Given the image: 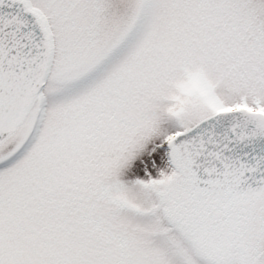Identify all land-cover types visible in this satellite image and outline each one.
Here are the masks:
<instances>
[{"label":"snow or ice","instance_id":"1","mask_svg":"<svg viewBox=\"0 0 264 264\" xmlns=\"http://www.w3.org/2000/svg\"><path fill=\"white\" fill-rule=\"evenodd\" d=\"M0 264H264V0H0Z\"/></svg>","mask_w":264,"mask_h":264}]
</instances>
